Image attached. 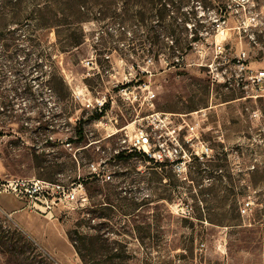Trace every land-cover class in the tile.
I'll return each mask as SVG.
<instances>
[{
    "label": "rangeland",
    "instance_id": "1",
    "mask_svg": "<svg viewBox=\"0 0 264 264\" xmlns=\"http://www.w3.org/2000/svg\"><path fill=\"white\" fill-rule=\"evenodd\" d=\"M138 4L142 23L129 18ZM242 49L251 68H264V0H0V179L69 190L80 180L84 189V200L57 202L53 217L19 200L34 232L0 207V264H83L77 248L91 264H264V98L209 73L214 61L231 68ZM129 83L131 93H119ZM99 102L108 107L100 123L91 120ZM155 114L169 129L184 126L181 171L139 155L113 159L136 128L168 140L149 125ZM81 120L86 141L68 146ZM194 122L211 150L203 161L185 141ZM92 162L103 173H91Z\"/></svg>",
    "mask_w": 264,
    "mask_h": 264
},
{
    "label": "built area",
    "instance_id": "2",
    "mask_svg": "<svg viewBox=\"0 0 264 264\" xmlns=\"http://www.w3.org/2000/svg\"><path fill=\"white\" fill-rule=\"evenodd\" d=\"M226 24L227 19L225 17H221L217 20L216 30L220 35L224 33V26ZM223 50L224 47L222 43L215 44L216 59H223L221 56L223 55ZM221 62L214 61L209 65V73H211V82L213 84L222 83L224 86H235L246 92L251 98H264V68H251L249 63V54L247 51L242 49L235 55L231 68L224 67V63L222 64ZM129 84L122 86L119 93H122L123 95H128V92L131 93V88L134 85ZM141 85L142 84H138L136 86L139 87ZM145 86H147V84H145ZM154 98L155 94L150 91L147 96V105L153 106ZM126 99L130 100V97L126 96ZM103 107L104 102H99V106L94 108V110L101 112ZM201 112L203 113L202 115L206 117V112ZM104 117L105 116H103L102 119ZM168 119V116L159 114L152 115L149 118L150 126L158 129H167L166 134L169 135L167 141L159 140V142L153 143L152 136L150 137V135L142 128H136L133 135H127L121 140L122 145L125 146L123 149L128 152L137 151L139 153H144L155 163L167 162L171 164L175 170L181 171L187 162L188 155L186 152L181 150L177 136L179 131H181L184 126L169 129L165 124ZM101 120H99V123ZM199 126V122L186 124L188 135L185 137V141L193 149V155L203 161L205 158H209L211 156V150L209 146H207V144L200 139L198 132ZM114 135L115 132L113 131L107 133L108 138H111ZM160 139H162V137H160ZM67 145L69 146V144ZM152 145H154V149L152 148ZM116 153H118V151H115V154ZM88 168L91 173H95L96 175L103 173L101 172L103 170H101L93 162L88 164ZM110 179L111 176L108 175L106 180ZM69 187L73 189H66L65 186L58 182H49L35 178L0 179V195L12 196L22 202H25L30 209H33L40 215L43 213L48 216L50 215L51 217H53V210L57 205V202L71 204L84 200V189L81 184L73 183L69 185ZM249 207L250 203H246V206L241 209V212L245 214Z\"/></svg>",
    "mask_w": 264,
    "mask_h": 264
},
{
    "label": "trees",
    "instance_id": "3",
    "mask_svg": "<svg viewBox=\"0 0 264 264\" xmlns=\"http://www.w3.org/2000/svg\"><path fill=\"white\" fill-rule=\"evenodd\" d=\"M144 15H145V6L142 4H138L135 6V11L133 12V14H131V16H129L130 19H135L136 22L142 23L144 22ZM127 16V20H129L128 15ZM125 14H117L116 17L118 19H120L121 21L125 20L124 17H126ZM184 23V22H183ZM184 50H186V48H182V51L184 52ZM152 51H154V48L152 45L146 46L143 45L142 48V53H152ZM185 54L183 53L182 56H184ZM145 75V73H144ZM131 84V83H130ZM129 84V85H130ZM107 104H104L103 109L101 110V112L95 111V113L93 114L91 120L93 121H99L102 119L103 116H105L106 112H107ZM85 121L81 120L80 122H78L76 130H75V136L73 139L69 140L68 144L71 145L73 142L74 143H83L86 141V133H85ZM90 144V143H89ZM89 146L88 144L84 145L83 147H87ZM84 149V148H83ZM141 156L143 159H145V161L149 162V163H153V164H159V165H164L165 163H155L151 158H149L146 154L144 153H139L137 151H132V152H128L126 150L123 151H119L118 153H116L113 156V159H119V160H127V159H131L132 157L135 156ZM76 159H77V155H76ZM46 181V180H45ZM52 182V181H49ZM55 182V181H54ZM73 183H81L80 180L76 181L74 180L73 182H71V184ZM82 241L84 240V246H87L85 240L87 239V237H82L81 238ZM91 240V239H90ZM87 249V247H86ZM77 253L81 259V261L83 262V264H91L92 260H90V254L89 251L88 252H83V250L81 248H77Z\"/></svg>",
    "mask_w": 264,
    "mask_h": 264
},
{
    "label": "crops",
    "instance_id": "4",
    "mask_svg": "<svg viewBox=\"0 0 264 264\" xmlns=\"http://www.w3.org/2000/svg\"><path fill=\"white\" fill-rule=\"evenodd\" d=\"M21 203L18 199L2 195V198L0 199V207L6 208L8 211H11V213L16 212L17 216L19 218V222L25 227L28 228L30 231H35L36 229L32 230L30 228L31 221L33 219V216L28 214L27 212L21 211L20 204ZM22 204V203H21Z\"/></svg>",
    "mask_w": 264,
    "mask_h": 264
}]
</instances>
